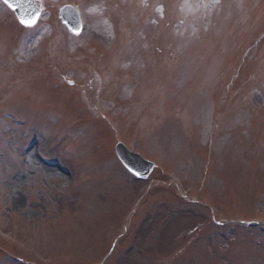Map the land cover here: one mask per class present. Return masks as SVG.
I'll return each mask as SVG.
<instances>
[{
  "label": "rangeland",
  "instance_id": "obj_1",
  "mask_svg": "<svg viewBox=\"0 0 264 264\" xmlns=\"http://www.w3.org/2000/svg\"><path fill=\"white\" fill-rule=\"evenodd\" d=\"M43 7L0 1V264H264V0Z\"/></svg>",
  "mask_w": 264,
  "mask_h": 264
},
{
  "label": "snow or ice",
  "instance_id": "obj_2",
  "mask_svg": "<svg viewBox=\"0 0 264 264\" xmlns=\"http://www.w3.org/2000/svg\"><path fill=\"white\" fill-rule=\"evenodd\" d=\"M33 0H3V3L7 5L13 13H16V19L23 29L35 28L37 21L40 19V12L36 8L31 7ZM213 3H219V0H213ZM162 11V9H160ZM65 9H61L64 12ZM82 30V25L77 20L76 23L70 28L75 35H79ZM26 40L32 39L31 37H25ZM34 42V41H33ZM130 172L134 170V165H125ZM134 174H138L134 173Z\"/></svg>",
  "mask_w": 264,
  "mask_h": 264
},
{
  "label": "water",
  "instance_id": "obj_3",
  "mask_svg": "<svg viewBox=\"0 0 264 264\" xmlns=\"http://www.w3.org/2000/svg\"><path fill=\"white\" fill-rule=\"evenodd\" d=\"M31 7H32V5H31ZM131 164L135 166L134 167L135 170H140L142 168L141 165H139L137 161L132 162Z\"/></svg>",
  "mask_w": 264,
  "mask_h": 264
}]
</instances>
